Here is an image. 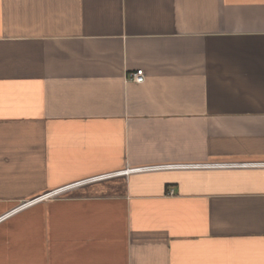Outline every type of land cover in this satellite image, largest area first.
<instances>
[{
	"label": "crops",
	"instance_id": "crops-1",
	"mask_svg": "<svg viewBox=\"0 0 264 264\" xmlns=\"http://www.w3.org/2000/svg\"><path fill=\"white\" fill-rule=\"evenodd\" d=\"M0 264H264V0H0Z\"/></svg>",
	"mask_w": 264,
	"mask_h": 264
},
{
	"label": "built area",
	"instance_id": "built-area-1",
	"mask_svg": "<svg viewBox=\"0 0 264 264\" xmlns=\"http://www.w3.org/2000/svg\"><path fill=\"white\" fill-rule=\"evenodd\" d=\"M128 79L136 83H142L145 80V74L143 69H138L135 72H131L128 75Z\"/></svg>",
	"mask_w": 264,
	"mask_h": 264
}]
</instances>
